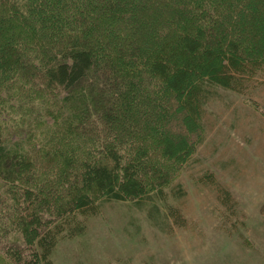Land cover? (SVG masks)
<instances>
[{
    "label": "trees",
    "instance_id": "obj_1",
    "mask_svg": "<svg viewBox=\"0 0 264 264\" xmlns=\"http://www.w3.org/2000/svg\"><path fill=\"white\" fill-rule=\"evenodd\" d=\"M258 1L0 0V231L30 263L52 264L98 199L165 196L206 101L264 71Z\"/></svg>",
    "mask_w": 264,
    "mask_h": 264
},
{
    "label": "rangeland",
    "instance_id": "obj_2",
    "mask_svg": "<svg viewBox=\"0 0 264 264\" xmlns=\"http://www.w3.org/2000/svg\"><path fill=\"white\" fill-rule=\"evenodd\" d=\"M203 126L164 197L98 199L94 215H79L84 233L61 238L52 264H264V71L239 90L218 89L206 101ZM30 247L15 225L0 231V264H36ZM10 248L21 261L7 256Z\"/></svg>",
    "mask_w": 264,
    "mask_h": 264
}]
</instances>
